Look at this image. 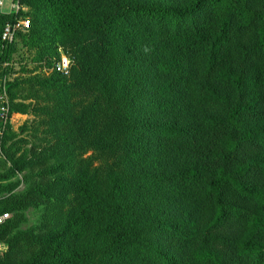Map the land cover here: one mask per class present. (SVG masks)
Segmentation results:
<instances>
[{
  "label": "trees",
  "instance_id": "16d2710c",
  "mask_svg": "<svg viewBox=\"0 0 264 264\" xmlns=\"http://www.w3.org/2000/svg\"><path fill=\"white\" fill-rule=\"evenodd\" d=\"M21 1L36 61L72 67L45 82L30 156L4 136L0 264H264V0ZM36 202L48 222L20 231Z\"/></svg>",
  "mask_w": 264,
  "mask_h": 264
},
{
  "label": "rangeland",
  "instance_id": "374dc122",
  "mask_svg": "<svg viewBox=\"0 0 264 264\" xmlns=\"http://www.w3.org/2000/svg\"><path fill=\"white\" fill-rule=\"evenodd\" d=\"M154 2L155 4H161L164 6H170L173 8H185L189 3V0H147ZM23 10L18 14V18L29 19L31 18V11L28 6L22 3ZM9 9L6 11L8 12ZM10 16L9 21L16 19V15ZM28 33H20L16 36L12 46L4 45L2 42L0 48V55L2 61H0V82H6L8 89L13 96L12 100L14 104H21L29 106L28 114L16 113L12 119V124L9 126L7 133L11 131L13 137V143H8L6 148H10L13 145V151L16 156H30V150L34 146H37V138H44L45 132L48 129L46 124L48 100L49 95L47 89L44 87L45 82L50 78L54 72L53 64H49L47 61H36V50L29 48L25 43V36ZM12 47V49H11ZM6 70V73H5ZM69 76V75H68ZM14 86V88H12ZM50 92V91H49ZM12 152V151H11ZM9 154H11L9 152ZM11 168L10 155L2 150L0 155V173H4ZM30 176L29 171L18 172L7 182L10 184H17V188L10 194H5L3 197L9 196H22L31 186L28 180ZM76 206L80 203L76 201ZM174 208H162L158 212L154 213L160 222L166 221L171 215L176 214ZM67 208H65L66 212ZM157 211V210H156ZM24 221L20 226V231H27L31 228L42 227V225L48 222L46 215V208L44 205L36 202L35 206L29 207L27 210L21 213ZM13 214L10 215V218ZM151 219L154 216L150 217ZM85 228L86 232L91 229L89 220L81 224Z\"/></svg>",
  "mask_w": 264,
  "mask_h": 264
},
{
  "label": "built area",
  "instance_id": "2783aa9c",
  "mask_svg": "<svg viewBox=\"0 0 264 264\" xmlns=\"http://www.w3.org/2000/svg\"><path fill=\"white\" fill-rule=\"evenodd\" d=\"M9 9L8 12H6ZM23 10L21 0H0V15H16V19L8 21L5 24L2 33V42L4 45H13L15 38L20 33H27L31 28L29 19L18 18L19 12ZM60 58L55 62L53 70L64 76L70 74L72 67L71 58L59 49ZM12 104L9 89L6 82H0V155L3 150V139L8 127L12 124L14 114L11 112ZM10 215L5 213L0 215V229L8 222ZM8 252V247L0 241V262Z\"/></svg>",
  "mask_w": 264,
  "mask_h": 264
}]
</instances>
